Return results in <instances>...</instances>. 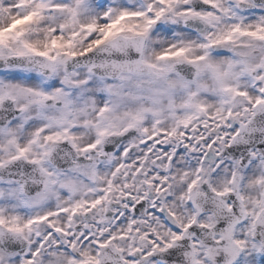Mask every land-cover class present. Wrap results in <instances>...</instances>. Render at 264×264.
Masks as SVG:
<instances>
[{"label":"snow or ice","instance_id":"1","mask_svg":"<svg viewBox=\"0 0 264 264\" xmlns=\"http://www.w3.org/2000/svg\"><path fill=\"white\" fill-rule=\"evenodd\" d=\"M0 264H264V0H0Z\"/></svg>","mask_w":264,"mask_h":264}]
</instances>
